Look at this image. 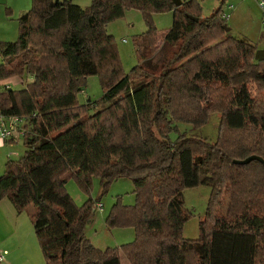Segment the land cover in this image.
Wrapping results in <instances>:
<instances>
[{
	"label": "trees",
	"instance_id": "1",
	"mask_svg": "<svg viewBox=\"0 0 264 264\" xmlns=\"http://www.w3.org/2000/svg\"><path fill=\"white\" fill-rule=\"evenodd\" d=\"M90 3L31 0L18 37L0 41V82L22 79L0 90V114L28 118L26 150L6 161L0 201L28 213L45 264H122V254L131 264H264V165L234 163L264 161V49L231 36L221 8L203 17L199 0ZM131 8L147 30L132 37L138 59L126 73L106 25ZM168 11L171 27L159 31L154 16ZM93 75L103 95L80 103ZM213 112V143L176 125L199 128ZM97 176L102 194L114 180L133 183L136 203L117 198L105 223L132 227L134 241L98 249L86 236L101 202L79 207L65 184L88 192ZM202 184L211 196L200 237L189 240L183 191Z\"/></svg>",
	"mask_w": 264,
	"mask_h": 264
},
{
	"label": "rangeland",
	"instance_id": "2",
	"mask_svg": "<svg viewBox=\"0 0 264 264\" xmlns=\"http://www.w3.org/2000/svg\"><path fill=\"white\" fill-rule=\"evenodd\" d=\"M91 0H72L73 3H79L87 8L90 6ZM202 4L203 17L212 14L214 9L221 8L225 13V23L229 27L231 36L241 38L254 44L258 49H264V12L257 4L256 0H199ZM32 7L31 0H0V41L7 40L13 42L18 37V19L21 13L29 10ZM173 13L160 12L154 16V26H157L159 31L167 32L171 27ZM143 14L137 9H129L125 15L118 18L114 22H109L106 25L107 31L112 35L118 45V53L121 57V65L126 73H130L132 68L137 63V53H135L134 42L132 37L134 35L143 34L147 30ZM1 63V60H0ZM18 76H15L14 83L6 81L12 88L16 87ZM29 79V78H28ZM24 80V79H23ZM22 81V80H21ZM87 84L79 95V102L86 100L94 101L103 95L102 85L97 75L87 78ZM22 84L20 83L19 86ZM5 85H0V90H3ZM220 115L213 112L210 116L209 122L193 128L190 124H183L177 122L176 125L182 133L200 138L203 137L207 141L213 143L216 141L218 134V123ZM177 132H173L170 139L174 141ZM24 139H20L18 146L11 148L15 154L7 155L6 159L2 160L0 165V175L6 169V161L11 158L17 160L24 154L26 148L23 145ZM106 193H101L102 187L99 183L98 176L92 179V188L85 192L76 181L71 178L66 182V190L71 198H74L76 205L81 207L89 199L95 203L100 200L102 209L96 208V212L87 222L85 234L93 242L98 249L120 247L127 242L134 241L136 235L132 227L110 229L106 226L105 217L111 212L112 204L116 202L117 198L121 199L122 204L134 205L136 203V196L134 195V185L129 179L123 178L121 180H114ZM184 201L183 206L188 211H191L190 220L183 226V234L186 239H198L200 237L199 226L205 216L210 199L211 192L208 185H201L198 187H189L183 191ZM226 210V208H225ZM11 224L14 225L13 221ZM16 230L12 234V242L17 246V251L10 252L6 256L5 261L0 264H45L44 255L40 249L39 240L36 238L34 226H32L30 217L27 212L23 211L21 216L16 219ZM7 227V226H6ZM10 227H7V231ZM2 246V245H1ZM3 250V247H0ZM122 264H131L128 260L120 255Z\"/></svg>",
	"mask_w": 264,
	"mask_h": 264
},
{
	"label": "crops",
	"instance_id": "3",
	"mask_svg": "<svg viewBox=\"0 0 264 264\" xmlns=\"http://www.w3.org/2000/svg\"><path fill=\"white\" fill-rule=\"evenodd\" d=\"M26 11H28V10H25V12ZM25 12H23V13H25ZM23 13H21V14H23ZM28 78L30 80V77H28ZM13 79L14 78H11V79L8 78L6 80H2V82H0V85H2V84L7 85V83H6L7 80L8 81L10 80V81H12L13 84H15ZM18 80H20V81H16L17 86L14 87L15 89L17 87H19V84L21 83L22 79L18 78ZM18 144L19 143L13 142L12 140L11 141L0 140V165H2V168H4L3 164L1 163L2 160H4V158L6 159L7 155H9V154H15V153L10 152V151H12L11 148L17 147ZM20 216H21V214H18L15 212L14 205L12 204L11 201H9L8 199H4V200L0 201V247H3L4 251H6L8 253V255H10V252L17 251L18 245L13 243L12 242L13 240L11 238L13 237L12 236L13 231L16 230V228H15L16 227V225H15L16 219H18V217H20ZM10 220L13 221L14 225L11 224ZM6 226L10 227L8 231H7ZM7 264H9V263H7Z\"/></svg>",
	"mask_w": 264,
	"mask_h": 264
},
{
	"label": "built area",
	"instance_id": "4",
	"mask_svg": "<svg viewBox=\"0 0 264 264\" xmlns=\"http://www.w3.org/2000/svg\"><path fill=\"white\" fill-rule=\"evenodd\" d=\"M264 12V0H256ZM226 18V17H225ZM264 21V18H263ZM9 86V85H8ZM28 118L24 115L0 114V140H12L18 142L26 137ZM95 208L102 209V204L98 203ZM8 253L0 250V262L6 259Z\"/></svg>",
	"mask_w": 264,
	"mask_h": 264
},
{
	"label": "water",
	"instance_id": "5",
	"mask_svg": "<svg viewBox=\"0 0 264 264\" xmlns=\"http://www.w3.org/2000/svg\"><path fill=\"white\" fill-rule=\"evenodd\" d=\"M174 2L176 3V7H179V6L182 5L183 0H174ZM194 20H197V18H195ZM225 29H226V31H229L230 30L229 27H228V25H225ZM252 159L259 160V162L264 165L263 159L260 158L257 155H253L251 158H248V159H243V160H240V161H234V163H237V164H240V163H249L250 161H252Z\"/></svg>",
	"mask_w": 264,
	"mask_h": 264
}]
</instances>
